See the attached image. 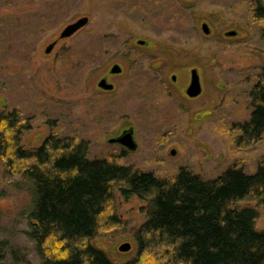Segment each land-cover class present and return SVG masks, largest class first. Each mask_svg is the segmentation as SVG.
<instances>
[{
	"label": "rangeland",
	"instance_id": "374dc122",
	"mask_svg": "<svg viewBox=\"0 0 264 264\" xmlns=\"http://www.w3.org/2000/svg\"><path fill=\"white\" fill-rule=\"evenodd\" d=\"M254 8L253 0H0V112L20 113L27 150L55 134L84 140L92 160L117 157L157 177L186 169L213 179L233 163L250 173L264 157V136L236 146L235 125L249 118V88L264 84V17ZM82 18V29L59 38ZM113 64L124 72L102 93L97 82ZM193 70L202 92L188 100ZM129 129L135 150L109 143ZM1 171L0 264H41L28 236V196ZM121 192L114 190L115 211L124 227L91 241L118 264L133 256L132 235L147 218V202ZM234 205L255 207V229L264 230L263 206ZM123 244L130 250L119 252Z\"/></svg>",
	"mask_w": 264,
	"mask_h": 264
},
{
	"label": "trees",
	"instance_id": "16d2710c",
	"mask_svg": "<svg viewBox=\"0 0 264 264\" xmlns=\"http://www.w3.org/2000/svg\"><path fill=\"white\" fill-rule=\"evenodd\" d=\"M247 97L249 118L235 125L241 147L264 136V84H253ZM20 118L17 110L0 112L1 175L17 177L14 188L28 196V236L41 264H118L91 244L124 227L115 211L117 188L125 198L147 202L146 221L132 235L134 254L123 264H264L258 210L234 205L264 207V157L250 173L233 163L213 179L186 169L163 178L121 165L117 157L92 160L78 137L49 134L27 150Z\"/></svg>",
	"mask_w": 264,
	"mask_h": 264
},
{
	"label": "water",
	"instance_id": "95a60500",
	"mask_svg": "<svg viewBox=\"0 0 264 264\" xmlns=\"http://www.w3.org/2000/svg\"><path fill=\"white\" fill-rule=\"evenodd\" d=\"M88 22V19L86 18H82L80 20H78L76 23L69 25L68 27H66L62 33L60 34L59 38L60 39H67L71 36H73L76 32H78L80 29H82ZM201 30L203 32L204 35H209L210 33V29L208 27L207 24H203L201 26ZM228 36H234L235 33H229L227 34ZM139 45H143L144 42H138ZM55 46V43L50 44L49 46H47V48L45 49V54H50L53 50ZM120 71V69L118 68V66H114L111 70L112 73H118ZM98 87L106 90V91H110L112 90V85L106 84V82L104 80L100 81L98 83ZM201 92V87H200V83H199V78L198 75L196 73V71H192L191 72V81H190V85L189 88L187 90V95L191 98L197 97L199 96ZM110 142H117L119 144H121L122 146L128 148V150H134L135 149V144L132 140V130L130 129L128 132H124V134L117 140H112ZM171 156L175 155V151L172 150L170 152ZM131 248L130 244H123L119 247V252H127L129 251Z\"/></svg>",
	"mask_w": 264,
	"mask_h": 264
},
{
	"label": "flooded vegetation",
	"instance_id": "af4514ba",
	"mask_svg": "<svg viewBox=\"0 0 264 264\" xmlns=\"http://www.w3.org/2000/svg\"><path fill=\"white\" fill-rule=\"evenodd\" d=\"M254 4H255V8L253 9L254 14L256 15V13H259V10H260V11H261V12H260L261 15L264 16V8L262 9V6L260 5V1H254ZM257 4L260 5V6H259V9H258V7H257V6H258ZM263 4H264V0H263ZM235 35H240V34H239V33H236ZM235 35H234V36H231V37H235ZM226 36H228V35L226 34ZM237 37H238V36H237ZM138 42H141V41H137V43H138ZM114 66H118V68L120 69V71H119L118 73H112V72H111V70H112V68H113ZM123 72H124V71H123V68H122L120 65H118V64H113V65L110 67V69L108 70L107 75H105V76H103L102 78H100L99 81L97 82V85H96L97 89H98L100 92H102V93H112V92L115 90V86H114V84H111V83H110L111 79H112L113 77L121 76V75L123 74ZM191 72H192V71H191ZM191 72H190V81H191ZM102 80H104V81L106 82V84L112 85V87H113L112 90H110V91H106V90H103V89L99 88V87H98V83H99L100 81H102ZM170 81L173 82V84H174V83L176 82V77H175V76H171ZM190 81H189V85H190ZM199 83H200V81H199ZM189 85L187 86L186 89H184V95L188 98V100H191V99H194V98L199 97V96L201 95L202 88H201V92H200L199 96L194 97V98H191V97H189V96L187 95V90H188V88H189ZM200 87H201V84H200ZM129 130H130V129H129ZM129 130H127V131H123L119 137H116V138L110 139V140H109V143L116 144V145H118L120 148H122V149H124V150H128V148L122 146L121 144H119V143H117V142H110V141L119 139V138L124 134V132H128ZM131 130H132V129H131ZM132 140H133V142H134V144H135V149H136L137 144H136V141H135V139H134V132H133V130H132ZM135 149H134V150H135Z\"/></svg>",
	"mask_w": 264,
	"mask_h": 264
}]
</instances>
